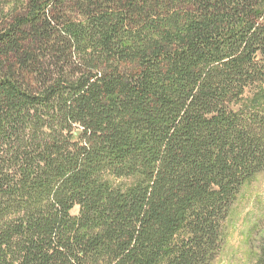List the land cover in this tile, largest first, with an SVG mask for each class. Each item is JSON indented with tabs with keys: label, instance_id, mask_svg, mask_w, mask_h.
<instances>
[{
	"label": "trees",
	"instance_id": "1",
	"mask_svg": "<svg viewBox=\"0 0 264 264\" xmlns=\"http://www.w3.org/2000/svg\"><path fill=\"white\" fill-rule=\"evenodd\" d=\"M262 172L264 0H0V264H213Z\"/></svg>",
	"mask_w": 264,
	"mask_h": 264
},
{
	"label": "rangeland",
	"instance_id": "2",
	"mask_svg": "<svg viewBox=\"0 0 264 264\" xmlns=\"http://www.w3.org/2000/svg\"><path fill=\"white\" fill-rule=\"evenodd\" d=\"M69 16L79 17L73 9ZM264 244V172L247 181L227 223L226 241L213 264H256Z\"/></svg>",
	"mask_w": 264,
	"mask_h": 264
}]
</instances>
